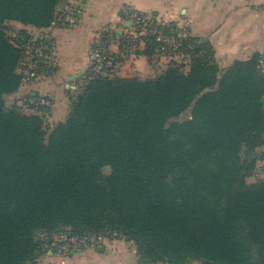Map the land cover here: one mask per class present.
Wrapping results in <instances>:
<instances>
[{"label":"trees","instance_id":"obj_1","mask_svg":"<svg viewBox=\"0 0 264 264\" xmlns=\"http://www.w3.org/2000/svg\"><path fill=\"white\" fill-rule=\"evenodd\" d=\"M66 1L0 0V264H37L41 232L106 229L142 264H264V180L247 181L264 145V54L220 69L210 43L157 20L138 52L152 59L158 31L176 30L187 63L147 79L90 68L52 124V105L7 104L36 36L12 24L48 28Z\"/></svg>","mask_w":264,"mask_h":264},{"label":"crops","instance_id":"obj_2","mask_svg":"<svg viewBox=\"0 0 264 264\" xmlns=\"http://www.w3.org/2000/svg\"><path fill=\"white\" fill-rule=\"evenodd\" d=\"M126 7L163 24H177L183 35L210 43L220 69L236 60H248L257 52L264 54V0H67L59 9L57 23L48 28L13 22L15 29L27 28L36 36L45 35L50 49L48 68L35 78L25 79L14 98L24 103L49 98L52 124L64 120L69 109L68 90L77 89L85 81L83 77L91 65L90 52L98 46L121 57L116 70L121 77L156 72L159 67L155 54L150 59L138 52L144 50L145 44L135 47L139 39H135L134 31L138 29L123 17ZM37 264L142 263L136 246L120 236L69 254L48 252L40 256Z\"/></svg>","mask_w":264,"mask_h":264},{"label":"built area","instance_id":"obj_3","mask_svg":"<svg viewBox=\"0 0 264 264\" xmlns=\"http://www.w3.org/2000/svg\"><path fill=\"white\" fill-rule=\"evenodd\" d=\"M122 15L125 19L132 21V24L141 30L142 28L146 30L148 27L150 28L154 26L157 21L155 17L127 7L123 9ZM145 30L142 32L144 33ZM175 33L176 30L169 34H164L163 31H158L157 40L163 44V52L167 50L166 48L168 45L171 46L173 43L181 41L180 37H182V33L177 35ZM32 43L34 44L35 55L32 56L26 50L27 57L23 62V66L28 70L26 72L27 79L38 76L43 69V59L46 56L45 50L47 47L44 42L33 39ZM30 49L32 50L31 47ZM89 58L91 63L90 68L95 75L101 77L113 75L114 67L116 66V55L113 52L104 47L98 46L92 49ZM260 63H263V59H261ZM37 103L46 106L52 105V101L45 97L41 98ZM116 237H120L119 233L112 229H106L101 232L85 231L83 233H77L66 230L54 234H48L45 232L38 234L40 247L43 252H57L62 254H69L70 252L79 249L98 247L106 238Z\"/></svg>","mask_w":264,"mask_h":264},{"label":"rangeland","instance_id":"obj_4","mask_svg":"<svg viewBox=\"0 0 264 264\" xmlns=\"http://www.w3.org/2000/svg\"><path fill=\"white\" fill-rule=\"evenodd\" d=\"M134 29H135V27H134ZM137 29L140 32H142L143 30H145L143 28L141 30L138 27H137ZM149 29L150 28L148 27L141 36L138 34L139 32L137 30L134 31V33L136 32V38L135 39H139V40H137V45L135 46L136 49L138 47L142 46L143 44H145V41L143 39V36H145L149 32ZM10 33L15 36V35H17V30L11 29L10 30ZM185 35H184V37H185ZM34 39H36V36H35ZM32 41L33 40L27 42V44L25 45V50H27L28 53H30L32 56H34L35 55V50H34V44L32 43ZM180 44H181V41L180 42H177V43L175 42V43H173L171 45V49H169L167 51H164V52L163 51L157 52L155 54V57H157L155 59L156 60L155 64L159 67L156 70V72H153L150 75H145V76H140L139 75V76H136V77H139L141 79L154 78V77L158 76L159 74H161L168 67V65H169L168 63H171V61H175V62L180 63V64L183 63L186 54H185L184 51H182L180 49ZM30 47L32 48V50L30 49ZM260 64H262L261 65V69H262V72H264V58H263V63H260ZM116 70H117V65L114 67V72H113L114 75H117L116 74L117 73ZM20 71H21V68H20ZM24 71L26 73L28 70L25 69ZM83 84H84V82H82L80 85H83ZM6 101H7V104L8 105H12L13 103L16 102L17 104H19V105H21L23 107L24 111H27V112H35V109H30L29 107L26 106L27 104L25 105V103H24L25 100H23L22 102H21V100H16L14 98V95L7 96L6 97ZM32 101H31V103H32ZM188 117H191V109L186 110L177 119H186ZM257 150L259 151V158H258V162L256 164V168H255L254 174L247 177V181L250 182V183L257 182L258 180H264V145H262L260 148H257Z\"/></svg>","mask_w":264,"mask_h":264}]
</instances>
